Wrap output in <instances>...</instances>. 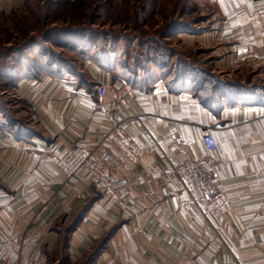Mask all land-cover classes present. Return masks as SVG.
<instances>
[{
	"label": "crops",
	"instance_id": "obj_1",
	"mask_svg": "<svg viewBox=\"0 0 264 264\" xmlns=\"http://www.w3.org/2000/svg\"><path fill=\"white\" fill-rule=\"evenodd\" d=\"M181 1L183 13L198 20L178 19L186 30L165 37L177 52L173 60L203 57L210 74L173 78L174 65L169 73L153 65L129 82L86 59L85 74L74 79L17 83L26 115H14L34 135L17 139L0 131V237L20 244L19 254L2 264H52L64 254L63 232L88 204L68 236V264H78L110 230L94 264H264V0ZM22 4L0 0V12ZM135 44H117L121 64L134 58ZM98 107L123 120L143 150L138 162L109 141L99 145L108 116ZM206 127L217 145L213 189L234 202L222 217L202 214L167 161L207 158ZM75 143L105 158L100 183L58 172L56 161Z\"/></svg>",
	"mask_w": 264,
	"mask_h": 264
},
{
	"label": "trees",
	"instance_id": "obj_2",
	"mask_svg": "<svg viewBox=\"0 0 264 264\" xmlns=\"http://www.w3.org/2000/svg\"><path fill=\"white\" fill-rule=\"evenodd\" d=\"M24 6L17 9H12L14 13L18 10H26L30 8L31 2L41 3V0H23ZM115 1V0H113ZM44 1H42L43 3ZM64 0V4L68 6V10L72 9L79 1ZM97 2V0H92ZM144 6L136 5L131 13L123 11V15L127 16L126 19L131 22L130 33H123L122 35L113 33L111 31L97 32L90 28L81 29H54L43 35V37L29 40L23 46L22 51H15L9 57V64L0 66V80H4L6 85L14 90L17 83L22 79L37 80L43 76L60 77L74 79L78 74H85L82 71L81 61L90 59L101 70L106 72L115 71L121 79L129 82H135L137 79L136 74H141V70H147L149 67L155 65L166 72H170L172 66H175V78L177 74H187L188 71L195 74H210L209 69L198 65L196 63H187L185 59L178 56L174 61L173 56L176 55V50L170 48L163 40L172 31H180L185 29L179 27L177 21L164 24V29L159 32L150 33L142 28L143 14L146 12L148 5H151L152 0H142ZM52 1L49 2V5ZM82 6V5H81ZM78 7V6H76ZM70 8V9H69ZM79 8V7H78ZM100 9V8H99ZM130 18V19H129ZM174 24V25H171ZM20 30H25L26 26H20ZM186 30V29H185ZM190 31V30H187ZM191 32V31H190ZM43 38V39H42ZM47 38V39H46ZM49 39V40H48ZM47 41H51L62 49L71 51L75 55V59L63 57L58 53L47 52L48 46L45 45ZM135 41V56L130 61L127 60L121 64L117 59V44H130ZM32 51V52H31ZM32 55H31V54ZM131 78V79H130ZM0 131L6 135H13L15 138L28 139L34 132L30 130L26 123L17 118L12 110L8 111L6 105L0 100ZM89 204L82 209L80 215L72 223V225L63 232L62 240V264H68L65 258V250L68 247V236L74 227L79 222V219L86 213ZM114 234V230H110L105 236L86 253L84 258L78 264H94L98 255L105 250L109 239Z\"/></svg>",
	"mask_w": 264,
	"mask_h": 264
},
{
	"label": "rangeland",
	"instance_id": "obj_3",
	"mask_svg": "<svg viewBox=\"0 0 264 264\" xmlns=\"http://www.w3.org/2000/svg\"><path fill=\"white\" fill-rule=\"evenodd\" d=\"M42 1L44 2L42 3ZM50 1H52L51 5H49ZM72 1H79V3L72 9L69 8L70 11L66 3H63L64 0H41V3L38 2L37 4L36 2H31V7L26 10L22 8V10H18L14 13L12 11L0 12V66L9 64L7 62L9 61L7 55H12L17 50L21 52L23 46L26 45L29 40L35 38L40 39L45 33L50 36L51 34L49 32H51L53 28L58 30L66 28L81 29L86 27L104 33L107 31L120 35L123 33H130L131 22L126 19L127 16L122 14L123 11L129 14L132 12L134 6H144L142 0H97V2H92V0ZM23 6L24 1L22 7ZM189 6L192 8L191 5ZM184 8L185 2L181 0H152L150 11L143 14L142 28L153 34L164 29L165 23L179 21L178 19H181L184 23L191 22L194 18L195 21L198 20L195 14L183 13ZM177 13L178 15L176 16ZM155 24L159 25V27L150 30ZM20 26H26L27 28L25 30H20ZM145 26H147L148 29L145 28ZM163 41L167 44H171L166 38ZM45 45L48 46L47 52L51 51L55 54L58 53L70 59L76 58L73 52L55 46L51 41H47ZM193 57L194 63L209 68L210 64L204 60L202 56V58ZM14 91L15 89L11 90L4 80H0V100L6 105L8 111L12 110L14 114L17 113L20 118L25 119V104L16 98ZM55 259V261L51 262L52 264H62V256H56Z\"/></svg>",
	"mask_w": 264,
	"mask_h": 264
},
{
	"label": "built area",
	"instance_id": "obj_4",
	"mask_svg": "<svg viewBox=\"0 0 264 264\" xmlns=\"http://www.w3.org/2000/svg\"><path fill=\"white\" fill-rule=\"evenodd\" d=\"M100 96H104L106 90L98 88ZM99 111L105 112L108 116V125L104 138L100 144L111 142L122 156L132 163L138 162L143 154L139 144L128 137L124 131V122L118 118L113 111H106L98 107ZM202 144L209 155L205 159H194L187 157L185 162H180L174 157L167 158L168 163L174 170L175 176L182 183L185 191L190 195L191 201L196 203L205 217H222L233 209L232 198L223 192H215L212 179L214 173V159L211 154L216 150V141L210 128L202 130ZM264 160V144L261 150ZM58 172L64 178H72L86 174L90 183H100L105 176L106 160L99 153L97 148H91L81 143L72 145L57 161ZM20 244L14 239L0 237V264L6 262L12 255L19 254Z\"/></svg>",
	"mask_w": 264,
	"mask_h": 264
}]
</instances>
